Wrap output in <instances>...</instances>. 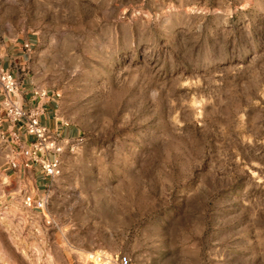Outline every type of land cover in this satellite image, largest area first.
<instances>
[{
	"label": "rangeland",
	"instance_id": "rangeland-1",
	"mask_svg": "<svg viewBox=\"0 0 264 264\" xmlns=\"http://www.w3.org/2000/svg\"><path fill=\"white\" fill-rule=\"evenodd\" d=\"M27 40L79 136L0 264H264V0H0Z\"/></svg>",
	"mask_w": 264,
	"mask_h": 264
},
{
	"label": "crops",
	"instance_id": "crops-1",
	"mask_svg": "<svg viewBox=\"0 0 264 264\" xmlns=\"http://www.w3.org/2000/svg\"><path fill=\"white\" fill-rule=\"evenodd\" d=\"M26 44L29 47H26ZM31 45L28 40L4 45L0 53V70L8 69L19 79L20 86L17 99L24 109L30 110L38 107L41 123L46 125L59 140L64 141L66 138L73 140L79 134L61 118L59 114L60 104L56 95L47 90V95L35 94V90L40 88L29 79L26 70ZM3 97L0 87V116L3 112ZM13 132H16L22 140L28 143L34 140V137L26 133L24 120L10 123L0 119V216L6 215L8 219L14 215L13 210L19 200L24 202L25 197L31 196L35 203L38 202L50 180V176L42 171L38 163L24 165L17 150L16 141L13 139ZM11 158L18 160L17 167L10 165L9 160Z\"/></svg>",
	"mask_w": 264,
	"mask_h": 264
},
{
	"label": "built area",
	"instance_id": "built-area-1",
	"mask_svg": "<svg viewBox=\"0 0 264 264\" xmlns=\"http://www.w3.org/2000/svg\"><path fill=\"white\" fill-rule=\"evenodd\" d=\"M26 47H29V45L26 44ZM19 86V79L11 71L8 69L0 70V87L4 95L3 112L0 119L10 123L24 120L25 131L28 135L34 137V140L28 143L22 140L16 132H13V139L16 141L17 150L23 159L24 165L38 163L46 175L53 177L60 173L58 155L64 150V142L69 143L70 140L67 138L64 141L59 140L46 125L41 123L38 107L26 110L19 104L17 99ZM35 94L44 96L47 95V91L37 89ZM9 163L12 167L18 166L16 158H11ZM24 202L27 206H32L35 203L31 196L25 197ZM94 258L96 260H93V264H131V259L104 253L95 254Z\"/></svg>",
	"mask_w": 264,
	"mask_h": 264
}]
</instances>
